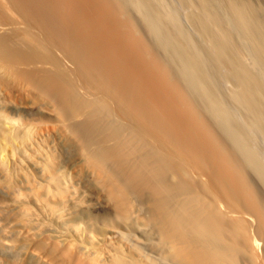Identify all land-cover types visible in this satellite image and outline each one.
I'll return each mask as SVG.
<instances>
[{"label":"bare ground","instance_id":"bare-ground-1","mask_svg":"<svg viewBox=\"0 0 264 264\" xmlns=\"http://www.w3.org/2000/svg\"><path fill=\"white\" fill-rule=\"evenodd\" d=\"M11 83L51 104L112 212L98 244L90 225L37 241L47 262L264 264V0H0Z\"/></svg>","mask_w":264,"mask_h":264},{"label":"rangeland","instance_id":"rangeland-1","mask_svg":"<svg viewBox=\"0 0 264 264\" xmlns=\"http://www.w3.org/2000/svg\"><path fill=\"white\" fill-rule=\"evenodd\" d=\"M2 86H4L5 89H4V87L1 88V84H0V110H1L0 112L3 114L5 113L4 114L5 118L3 117L4 119H2V122H4V123H1V126H0V264H52V262L48 261V262H50V263H48L46 259H43L44 257L41 256L42 255L41 249L40 250L38 249V246H39L40 242H42V239L47 238V239H52V240L58 241V239L60 240L61 238L63 240V238L65 236V239L67 237L69 238V240L67 239V241L65 240V242L62 241L65 244L72 239L70 237L74 238V239H72L73 240L72 242H74V240L77 239V236L79 237L80 235H82V234L78 235L79 233L83 232V234H84L86 232L84 234V235L87 234L86 236L83 237V235H82L81 238L79 237L78 238L79 240L75 241V242L79 243L80 241H83L85 237H86L85 238L86 240H84V241L90 242V236H88V233H90L89 232L90 230H89L88 225L91 226L90 227L91 230L94 228L92 230V232L96 231V233H95L96 235H97V230H98V237L100 234L102 235V233L105 231V230L103 231V229H106L105 227H107V226H105L104 221H108L112 215L111 208H109L110 204L108 203L106 197L102 196L103 193L101 194V192H100L101 198H99L100 194L97 192V190L100 191V189H97L99 187L95 183V180H94V182H92L93 180H91V179H93V178H91V177H93V176L89 175L91 172L86 173V171L88 169L83 166V160H82V158H80V154H75L76 152L78 153V150H75L77 147L74 144V142L72 141V139H70L69 136H67L68 138L67 137L64 138L68 134H66V132L63 131V129L60 125H58V127H56L57 125L55 126V124H54V123H56L55 122L56 120L54 118L55 114L54 113L51 114L52 112L49 111L48 109H46L47 107L51 108L52 107L51 104H49L48 101H45V100L41 101L40 99L39 100L36 99L37 97H35L34 93H28L29 91L27 92L26 90H21L23 92V94H22V92L20 94L24 95L27 92L28 94H26V95H29V97H32V99L25 96V95L24 96L20 95L19 94L20 90L19 91L17 90V92H16V85L14 88H9V89H12V91H9L8 87H12L13 86L12 83L9 84V86L3 85V84H2ZM6 88H7V90H6ZM24 91H25V93H24ZM10 92H12V94ZM14 92H16V93L14 94ZM33 98L37 102L39 101L43 105H41L39 102L34 103L33 101H35V100ZM43 107L45 110L42 109ZM46 111H48V112H46ZM49 113H50V115H49ZM50 116H52L54 119ZM10 117L13 119H10ZM51 120H53L54 123ZM18 121H21L22 124L18 123ZM50 121L53 125L51 123H49ZM13 122H14V124H13ZM23 123H24V125H23ZM48 123H49L48 126L45 125ZM2 124L4 125L3 128L4 129L6 128L5 130H8V131H6L7 133L5 132V130H3ZM5 124H9V125H5ZM11 124H13V125H11ZM16 124H18L17 125L18 127L16 126ZM44 125L46 128L50 127L51 129H49V128L46 129L45 127H41ZM13 126H14V128H12ZM41 129H42V133L40 132ZM14 133H16V135ZM28 135H30V136H28ZM32 135H34V136H32ZM37 136H39V137H37ZM35 138L37 140H39L40 145L38 144L39 143L38 141L36 144L34 143L35 140L33 141V139H35ZM28 140L31 142L33 141L32 143L29 142L30 143L29 145H32L34 143V145L31 147L32 149L30 147H26L27 146L26 142H28ZM69 141L72 142L73 144L70 143ZM21 142H23V145L21 144ZM35 145L38 147V148L36 147L38 150L35 148L33 149V147H35ZM39 146H40V149H39ZM28 149H30V150H28ZM31 150H32V152H30ZM34 150H36V152L37 151L38 152L36 153ZM39 150L43 151L41 153L42 156L39 155L40 154ZM49 152L52 153L53 155L55 154L56 159L53 158L54 156L52 154H50ZM44 153H46V154H44ZM20 154H22V155H20ZM33 154L35 155V157ZM76 155L79 157H76ZM29 156H31V157H29ZM40 157H42V158H40ZM50 159H51V162L54 163L52 169H49L48 167L46 168V165H45L46 162H48ZM55 161H57V163ZM15 163L17 165H15ZM38 163L40 164V167H37V166H39ZM41 164H43V165H41ZM80 164L82 167V170H80L81 172L78 171L81 168ZM77 165H79V166H77ZM41 166L43 167V169ZM56 166H57V168H55ZM76 168H78V170H76ZM53 171H55V173ZM76 171H78V173L80 172V175L83 174L85 176L84 177L81 175L82 176L81 179L84 177L89 182L90 187H89V185H87L88 182H86V180H84V179L81 180L79 178V175ZM52 176H55L56 178L58 177L57 178L58 181L61 180L60 182H57L60 185H58L56 183H51ZM73 177H75V178H73ZM65 178L67 179L66 181L64 180ZM68 178H69V180H68ZM75 179H78V180H76V182H75ZM91 182L94 184H92ZM51 184L53 187L51 186ZM54 185L57 186V188H60L62 190H64V187H65V192H66L65 199L62 200L60 198H54L53 196H51V194L49 192H51V190L53 188H55ZM72 185L76 186V187H72ZM93 185H96L97 188L94 187ZM41 187L44 190L40 191ZM88 187H89V189H88ZM94 188L97 190H95ZM72 190H74V191H72ZM93 190H95V191H93ZM45 191H46V193H45ZM47 192H48V194H47ZM43 193H45V194H43ZM68 193H70L69 195H71V196L67 195ZM48 195H50L52 198H50V196H48ZM69 198H71L70 201H69ZM104 199H106V200L104 201ZM71 200L76 201V202L79 201L80 203H78V205H77L76 202L73 203V201H71ZM69 203H70V205H69ZM107 205H108V207H107ZM51 206H53L54 211L51 209ZM79 208H81V209H79ZM65 209H67V210H65ZM106 209H107V211H106ZM64 211H66V212H64ZM84 211H86L88 215H86V212H84ZM108 211L111 213L108 214L109 213ZM59 212H60V214L62 213L61 216H60V214H58ZM80 212L82 214H80ZM88 212H90L92 214L91 217H90L91 214ZM103 213H105L104 216H103ZM83 214H85V215L83 216ZM106 214H107V216H106ZM75 215H77V216L79 215L80 217L78 216L79 217L78 218ZM81 215H82L83 220L80 219ZM109 215H110V217H109ZM67 216H68V219H67ZM74 216L79 220H77ZM55 218H56L57 222H60L59 219H61L62 222L57 224ZM52 219H54V222ZM88 219L90 220L89 221L90 223H92V222L94 223V224L92 223L93 226L90 223H88ZM84 221H86L85 226H83ZM76 222H78V223H76ZM86 223H88V224H86ZM60 224L63 227H61ZM97 224H99V225H97ZM66 225H67V227H66ZM95 225L100 226V227H97ZM64 226H65V228L71 229V233H70L71 236L70 237H69V233H68L69 230L68 229H66L67 231L66 230L63 231L62 228H64ZM77 226L80 229L76 228ZM82 226L86 227V228L88 227V228L85 229V228H82ZM60 228L62 229L63 233H62ZM73 228H74V230H72ZM26 229H27V231L30 229V232L32 230V234L30 232L27 233ZM81 229H84L85 232H84V230H81ZM24 230L26 231V233ZM58 230L61 232V234L59 233ZM101 230H102V233L99 232ZM75 231H77L76 234L74 233ZM42 233H44V234H42ZM27 234L28 235L30 234L32 236L35 235V236L32 237L29 235V237H28ZM56 234H58V235H56ZM72 234L76 237V239ZM61 235H63V236L61 237ZM45 236H47V237H45ZM87 237H88L89 241H87ZM102 237H103V235H102ZM29 238H31V239H29ZM32 238H34V239H32ZM99 240H102V238L99 237V239L96 240L95 243L97 241H98L97 244L100 243ZM37 241L39 244L36 243ZM60 244H63V243H61V241H60ZM33 245L35 247H33ZM80 247H81V245H80ZM35 249H36V251H34ZM35 252H37V253H35Z\"/></svg>","mask_w":264,"mask_h":264}]
</instances>
